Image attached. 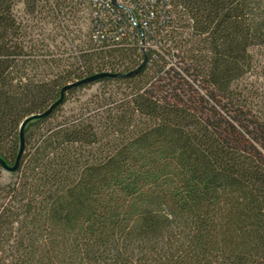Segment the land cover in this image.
<instances>
[{"label":"trees","instance_id":"16d2710c","mask_svg":"<svg viewBox=\"0 0 264 264\" xmlns=\"http://www.w3.org/2000/svg\"><path fill=\"white\" fill-rule=\"evenodd\" d=\"M126 1L88 0L83 47L71 28L83 0H0L10 166L22 121L65 85L146 60L65 90L26 124L13 178L0 180V264H264V95L245 83L264 46V0ZM132 4L143 23L129 20ZM173 73L211 87L225 116L158 95Z\"/></svg>","mask_w":264,"mask_h":264},{"label":"rangeland","instance_id":"374dc122","mask_svg":"<svg viewBox=\"0 0 264 264\" xmlns=\"http://www.w3.org/2000/svg\"><path fill=\"white\" fill-rule=\"evenodd\" d=\"M78 19L75 24H71L73 29L72 36L77 37L75 44L86 47L88 44V34L91 29V16L88 0H83L79 5L77 13ZM71 23V22H69ZM61 37L58 38V41ZM67 45V44H66ZM254 54L255 66L254 69L246 76L245 83L250 89H258L264 95V46H257L252 48ZM199 89H193L179 75L173 73L163 78L162 83L156 85V92L162 95V90L166 91L167 97L176 102L186 103L194 109H198L208 115H214L217 111L219 116H225L223 111L215 104L212 95V88L209 87L200 79ZM100 84L92 85L84 88L76 95L71 97L66 109H77L83 101H86L100 88ZM170 89V90H169ZM13 178L12 173L5 168L0 169V180L3 183L9 182Z\"/></svg>","mask_w":264,"mask_h":264},{"label":"water","instance_id":"95a60500","mask_svg":"<svg viewBox=\"0 0 264 264\" xmlns=\"http://www.w3.org/2000/svg\"><path fill=\"white\" fill-rule=\"evenodd\" d=\"M113 1H116V0H113ZM146 60L138 67L136 68L135 70L127 73V74H122V73H112V72H99V73H95L93 75H90L88 77H85L83 79H80V80H77L73 83H69L67 85H65L62 89V95L61 97L55 101L54 103H52L50 105V107L48 109H46L44 112H41V113H34V114H31L29 116H27L21 123L20 125V136H21V145H20V149H19V153H18V156H17V159H16V162L14 165L10 166L8 164L5 163V161H3L1 158H0V162L1 164L3 165V167L12 172V171H15L19 165V162H20V159H21V156H22V153L24 151V147H25V139H24V128L26 126V124L34 119V118H39V117H46L48 115H50L52 113V111L55 109V107L62 102L63 100V94H64V91L71 88V87H74V86H79V85H82V84H85V83H90V82H93V81H97L99 79H102L104 77H117V76H131L135 73H137L141 67L145 64Z\"/></svg>","mask_w":264,"mask_h":264},{"label":"built area","instance_id":"2783aa9c","mask_svg":"<svg viewBox=\"0 0 264 264\" xmlns=\"http://www.w3.org/2000/svg\"><path fill=\"white\" fill-rule=\"evenodd\" d=\"M95 2H97V0H95ZM116 2H117L118 5H124L125 7H126V5L128 3V1H126V0H116ZM135 8H136V6L134 4H132V5H130V7L127 10L130 11L129 20H131L134 25H138L139 21L142 22V23L144 22L143 19H142L143 12H142V10L135 9ZM94 14L96 16H98V11H96ZM142 46H143V50L144 51H146L149 46L152 47V48H155V49L158 48L157 45L151 44V42H146V41L143 43Z\"/></svg>","mask_w":264,"mask_h":264}]
</instances>
